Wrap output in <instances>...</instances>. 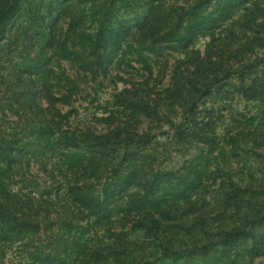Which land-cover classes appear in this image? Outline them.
I'll use <instances>...</instances> for the list:
<instances>
[{
  "label": "rangeland",
  "instance_id": "374dc122",
  "mask_svg": "<svg viewBox=\"0 0 264 264\" xmlns=\"http://www.w3.org/2000/svg\"><path fill=\"white\" fill-rule=\"evenodd\" d=\"M9 2L0 0V9ZM70 2L73 7L62 9L49 0H16L19 10L0 40V142L24 140L28 128L40 126L41 121L59 122L62 131L82 140L86 133L105 138L92 142L95 146L90 149L85 144L76 149L87 151V158L92 159L86 165L88 172L85 166L73 173L59 170L62 146L43 160L25 158L4 181L6 198L0 195V207L6 218L27 213L41 224L49 219L55 222L53 230L77 242L70 246L67 260L71 264H140L146 260L171 264L175 256L181 264L210 263L222 257L235 264H264V255L251 258L243 252L252 246L250 238L238 237L232 243L235 247L229 246L236 248L229 258L221 247L225 235L234 230L245 228L254 236L264 230L255 219L256 211L264 208V101L249 99L237 90L241 69L262 71L264 77V37H259L264 19L259 12L256 23L248 16L250 9L259 7L264 13V0L236 9L227 21L219 17L218 28L195 37L185 49L171 47L175 43L167 30L145 38L138 26L157 8L171 19L190 7L217 15L215 3ZM117 16L125 19L123 26H129L130 32L120 35V49H112L98 40L106 30L117 27ZM49 34L55 38L54 47L46 41ZM142 39L160 50L146 63L137 52ZM64 48L69 49L70 58ZM48 69L52 72L46 79ZM68 89L73 93L69 103L56 100L67 95ZM32 100L37 104L35 113L38 106L44 111L39 117L30 112ZM191 114L204 118L216 138L211 144L212 159L199 165L206 174L202 185L192 189L190 197L178 206L132 208L128 195L139 187H130L124 197H115L117 213L100 223H95L91 211L75 204L70 189L76 188L77 181L83 190L102 194L118 171L122 174L131 167L134 159L127 160L131 154L138 160L136 165L145 162L159 173L186 174L190 165L198 167L209 146L179 137L176 129ZM94 155L102 158L98 164ZM231 194L238 196L237 205L226 202ZM62 220L87 226L89 233L80 238L79 229L69 230ZM43 228L22 242L8 241L0 232V264H32L28 252L50 242L51 231Z\"/></svg>",
  "mask_w": 264,
  "mask_h": 264
},
{
  "label": "trees",
  "instance_id": "16d2710c",
  "mask_svg": "<svg viewBox=\"0 0 264 264\" xmlns=\"http://www.w3.org/2000/svg\"><path fill=\"white\" fill-rule=\"evenodd\" d=\"M51 4L58 5V7L65 9L69 7H73L72 0H49ZM76 2V0H73ZM78 1V0H77ZM140 1V0H139ZM208 3H215L217 15L211 12H199L197 9L199 7H190L188 9H182L178 14H173L175 17L173 19L165 17L163 13H160L157 8V12L148 14L145 18V23L140 24L138 26L139 32L142 33L145 38L154 37L159 35L160 33L167 30V32L173 36L171 40L175 43L171 45L176 49H185L189 47L195 37L204 36L205 31L211 29L212 27L218 28L220 18H224L225 21L230 19L233 15V12L242 7L247 8L248 6H256V0H205ZM252 1V2H251ZM19 10L18 5H16V0H10L9 4H5L3 8L0 9V40L3 37V32L8 22L16 15ZM258 14L260 19H264V13L262 9H250L248 12V16H252V22L256 23L258 20ZM172 15V14H171ZM256 15V16H255ZM220 17V18H219ZM123 17L117 16L114 18V21L117 24L116 28L113 30H106L105 35H103L98 43L107 42L111 44L112 49H120L121 46L119 43L122 42L120 35L129 33V29L127 26H123ZM167 20H171L167 21ZM151 21V22H150ZM152 21L154 22L153 24ZM165 21V25L158 26L161 22ZM169 24H172L171 26ZM169 25V27H168ZM130 28V27H129ZM141 34V35H142ZM260 38L264 37V29L259 34ZM144 38V39H145ZM140 40L139 48H137V52L139 55V59L143 62H148L150 59V55H157L160 52L159 48H156L155 43H148V40ZM47 43H50V47L55 46V38L53 35L49 34L46 38ZM118 44V45H117ZM67 53V58H70V53L68 52V48H64ZM72 54V53H71ZM29 67V66H28ZM37 67V66H36ZM32 71H35V67L30 66ZM39 69V68H37ZM48 77H44L46 79L49 78V74L52 70L48 69ZM254 71V74H253ZM262 71H258L251 68V71L243 72L242 69L237 74V81H239V85L237 90L243 96H246L252 100H260L264 101V77ZM251 77V78H250ZM20 83L23 81L22 77L19 78ZM32 83V81L30 80ZM69 93L63 94V97L56 98L60 103H69L73 96V93L70 89H68ZM211 90H209V93ZM33 104L30 106V112L37 117L43 114V109L38 106V112H34L37 104L34 100H32ZM188 118V117H187ZM187 121V120H186ZM40 126L31 125L26 131L27 136L23 139H14L13 141L8 142H0V195L3 199L6 197L5 195V185L4 181L9 180L13 168L16 166H20L23 163V160L27 157L37 158L40 157V160H43L44 157H48L50 152L53 149H59L61 147L60 152V162L58 165L59 170H65V172L71 171L74 172L73 169L76 167H83L86 172H88L87 163L92 160L87 158L86 153L77 152L76 149L80 148L85 144V147L88 149L92 148V142H98L105 138L103 135H96L94 133L84 134L85 139H80L73 133H68L62 131L59 127V122L50 121L49 123L40 122ZM207 123H204V118L196 116V114H191L188 122L186 124L181 123L177 126V132L179 137L184 139H190V141H195L197 143H203L210 149H207L205 153L206 156H200V160L198 162V167L189 166V170H187L186 174H175L173 171L159 173L156 172L151 165H147L145 162L141 163V165H136L138 161L135 159V155H130L127 160L134 159L131 167L124 172H117V178L110 184L108 189L106 188L102 194L92 193V190L82 189L78 186V181L76 183V188L70 189V192L74 195L75 204L82 208H87L91 211L92 215L95 216V223H100L105 220H110L116 213L117 208L113 204L115 197H124V192L129 190L131 187H139L138 192H130L128 195L129 199L127 201L128 205L132 208H140L144 205H150L152 207H169L170 204H175L178 206L179 202L182 200H186L190 197L189 192L192 189H195L198 186L202 185L204 180V176L206 175L202 170H200L199 165L203 162V164L209 162L212 159V148L211 144L215 140V132H210ZM236 146V143H232ZM100 145H103L101 143ZM205 150H201L202 152ZM101 156L102 154H98ZM133 156V157H132ZM97 156H93L95 159ZM127 158V157H126ZM125 158V159H126ZM204 158V159H203ZM96 163L98 164V160L102 158H96ZM95 161V160H94ZM200 163V164H199ZM78 173V172H77ZM64 174V172H63ZM66 174V173H65ZM70 182V181H69ZM82 189V190H81ZM168 194H170V198H168ZM13 196H16L15 194ZM122 199V198H121ZM237 201H239L238 196L235 194H231L227 196V203L231 206L237 205ZM8 202V201H7ZM173 202V203H172ZM178 203V204H177ZM234 203V204H232ZM140 205V206H139ZM239 205V204H238ZM5 210L0 207V232H2L3 236L8 241H24L28 239L32 234H39L42 230L50 229L49 234V245L42 246V248L34 251L28 252L31 259H33L32 264H71L67 260L71 249L70 246L76 245V241L72 243L69 242V238L64 234H59L55 230L52 229V226L55 225V222H51V220H47V224H41L38 220L34 218H29L30 216L26 213L22 214L21 217H14L12 219L6 218ZM256 220L259 224L264 226V208H260L256 211ZM38 219V218H37ZM62 219V218H60ZM36 220V221H35ZM64 220V219H63ZM62 220V225L67 226L70 230V227L79 229L78 233L80 238L84 237L87 233H89V227L85 226H77L73 225L70 221L64 222ZM72 231V230H71ZM250 231V232H248ZM70 232V231H68ZM240 237L243 239L250 238L252 239V246L246 247L243 250L248 257L256 258L264 255V230L260 236H254L251 230L241 229L237 231L229 232L225 235V238L222 239L221 247H225L226 250L223 255L224 257L229 258L232 253L233 246L235 244L232 243ZM230 245H233L229 248ZM239 253H236L238 256ZM101 257V254H99ZM106 258V256L104 257ZM175 260V261H174ZM178 258L175 256L173 258V262L171 264H181L177 263ZM196 264H199L197 261ZM236 262L231 260L226 262L223 257L216 258L214 261L210 263L204 264H235ZM140 264H164L158 261H150L146 260ZM185 264V263H184ZM202 264V263H201Z\"/></svg>",
  "mask_w": 264,
  "mask_h": 264
}]
</instances>
